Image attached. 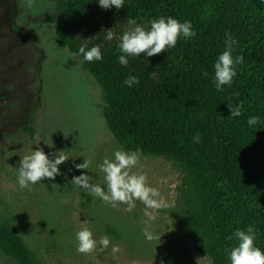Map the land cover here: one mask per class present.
I'll list each match as a JSON object with an SVG mask.
<instances>
[{"label": "trees", "instance_id": "obj_1", "mask_svg": "<svg viewBox=\"0 0 264 264\" xmlns=\"http://www.w3.org/2000/svg\"><path fill=\"white\" fill-rule=\"evenodd\" d=\"M52 1L55 9L33 22L54 27L59 45L83 60L102 87L103 114L118 142L127 151L165 157L182 171L179 220L195 250L213 264H230L237 241L228 237L253 225L264 251V0H124L122 9H103L99 0ZM162 16L190 21L196 36L121 65L118 45L134 27L128 20L149 29ZM226 32L238 40L233 56L244 61L232 85L217 91L214 64ZM85 44L98 45L103 59L85 61L79 52ZM130 76L139 83L126 85ZM241 102L242 114L231 117L229 104ZM251 116L260 122L249 126ZM22 129L34 138L32 125ZM0 249L16 264H43L10 218L0 221Z\"/></svg>", "mask_w": 264, "mask_h": 264}, {"label": "rangeland", "instance_id": "obj_2", "mask_svg": "<svg viewBox=\"0 0 264 264\" xmlns=\"http://www.w3.org/2000/svg\"><path fill=\"white\" fill-rule=\"evenodd\" d=\"M54 9L52 0H37L34 9L25 0H0V221L10 218L43 264H213L184 232L178 202L183 173L165 157L143 155L134 169L171 204L150 210L157 219L147 225L140 201L132 211L123 204L113 208L72 183L86 173L106 190L99 165L125 149L107 126L102 87L83 60L59 45L54 27L33 22ZM26 125L34 138L22 129ZM38 148L50 159L64 150L68 160L55 180L21 189V157ZM85 159L92 160L90 168L77 169ZM145 227L161 239L148 241ZM83 228L97 241L109 237L121 251L113 255L110 246L101 252L98 245L90 255L79 253L76 234ZM0 264L16 263L0 249Z\"/></svg>", "mask_w": 264, "mask_h": 264}, {"label": "clouds", "instance_id": "obj_3", "mask_svg": "<svg viewBox=\"0 0 264 264\" xmlns=\"http://www.w3.org/2000/svg\"><path fill=\"white\" fill-rule=\"evenodd\" d=\"M37 0H25V5L29 9L36 7ZM99 5L103 9H122L125 6L124 0H99ZM128 23L134 27L125 31L118 45L119 51L123 53L119 56L118 62L121 65L128 64L129 56H139L145 54L152 57L169 48L176 46L181 37L192 38L196 36V31L190 21L180 22L172 17H160L150 22L149 29L137 24L135 19H129ZM225 50L219 55L214 64V81L217 91H223V86H231L233 78L237 76V65L243 64L244 57L233 56V47L238 45V40L234 39L231 33H225ZM114 32L112 29L107 30L106 39L112 40ZM79 52L83 55L85 61H99L103 59L101 48L97 45L90 49L87 45H82ZM205 77L208 73L203 74ZM137 77L130 76L125 80L129 87L138 84ZM231 117H239L242 114L243 103L238 106L229 104ZM260 122V117L251 116L247 123L249 126H255ZM195 143L200 142L199 134L193 137ZM46 143V142H45ZM47 144V143H46ZM49 147H53L47 144ZM55 159H50L49 155L42 148H38L29 155L21 157L18 169V184L21 189L31 190V185L40 183L42 180H55L60 175V165L65 163L68 158L64 150L54 153ZM143 153L141 149L134 151H125L117 149L112 157L105 156L102 164L99 165L100 171L104 173L105 188L99 184L91 183L92 177L88 174H82L73 178L72 183L84 188L94 198H99L103 203L118 208L119 205H126L127 211L136 208V201H140L145 206L144 215L147 220L144 223L157 219L155 212L150 210H159L169 208L171 204L164 202L161 192L158 188L153 187L148 182V176L142 171H134L141 167ZM92 165L91 159H85L83 163L77 164L76 168L86 170ZM143 235L148 241L161 239L148 230L143 229ZM237 241V246L229 250L230 264H264V251L256 246V231L253 225H249L246 230L237 229L232 236ZM78 241L77 251L82 254H92L97 250L104 252L111 246L113 255L121 251L118 245H112L107 236H102L98 241L94 238L93 232L88 228H83L76 234ZM199 260V259H198Z\"/></svg>", "mask_w": 264, "mask_h": 264}]
</instances>
